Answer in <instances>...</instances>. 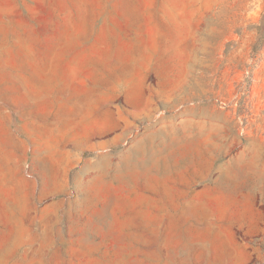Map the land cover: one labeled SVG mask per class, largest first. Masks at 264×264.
<instances>
[{
  "label": "rangeland",
  "instance_id": "obj_1",
  "mask_svg": "<svg viewBox=\"0 0 264 264\" xmlns=\"http://www.w3.org/2000/svg\"><path fill=\"white\" fill-rule=\"evenodd\" d=\"M0 264H264V0H0Z\"/></svg>",
  "mask_w": 264,
  "mask_h": 264
},
{
  "label": "built area",
  "instance_id": "obj_2",
  "mask_svg": "<svg viewBox=\"0 0 264 264\" xmlns=\"http://www.w3.org/2000/svg\"><path fill=\"white\" fill-rule=\"evenodd\" d=\"M252 92H253V93H256L255 90H254V88L252 89ZM219 104H220V106H222L223 108H224V107H227V104H226L224 101H220Z\"/></svg>",
  "mask_w": 264,
  "mask_h": 264
}]
</instances>
